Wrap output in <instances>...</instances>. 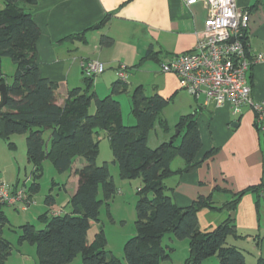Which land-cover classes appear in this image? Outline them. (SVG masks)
I'll return each instance as SVG.
<instances>
[{"label": "trees", "instance_id": "trees-1", "mask_svg": "<svg viewBox=\"0 0 264 264\" xmlns=\"http://www.w3.org/2000/svg\"><path fill=\"white\" fill-rule=\"evenodd\" d=\"M35 4L36 0H0V58L10 59L15 66L11 84H6L0 73V84L5 85L7 93L5 106L0 109V139L13 149L10 138L25 136L26 158L36 180L42 174L44 160L59 174L68 172L76 159H82L84 166L74 172L78 181L67 203L68 212L52 214L55 198L47 195L44 199L47 210L37 218L43 228L37 229L30 223L19 226L17 244L34 246L37 264H70L78 255L81 264H121L119 258L105 250L107 241L101 227L93 242H88V231L91 224L99 223L102 204L108 208L117 192L108 163L96 164L98 131H104L118 178L141 179L136 192L135 234L122 247L126 264H159L170 260L173 250L162 245L165 235L188 241L184 264H202L212 256L217 257L218 264H246L244 254L228 245V239L242 238L233 221L226 220L208 232H202L197 221L198 212L204 209L233 211L244 191L234 194L222 206H215L211 197H199L188 207L179 208L164 184L175 173L170 168L173 159L180 158L185 163L176 174L191 172L198 165L195 161L201 141L195 116L181 117L175 126L177 137L172 135L169 141L151 149L148 135L155 125L169 131L160 117L168 100L157 94L145 96L141 87L133 90L130 96L133 126L123 125L120 105L114 99L127 93L120 81L112 84L108 96L99 99L92 90L93 78L84 77L83 86L71 89L63 104L58 105L57 85L40 76L36 62L40 29L29 12ZM107 21L108 17L101 24ZM67 39L86 42L84 33ZM112 43L109 37L100 40L101 47H111ZM154 57L149 49L140 63ZM258 132L264 141V133L259 129ZM177 138H181L178 145ZM263 185L253 191L259 192ZM38 190L39 185L33 182L28 188V198L31 200ZM99 191L102 199H98ZM4 206L0 204V233L8 224L2 212ZM11 249L10 243L0 237V264H5ZM256 264H264V259L259 258Z\"/></svg>", "mask_w": 264, "mask_h": 264}, {"label": "crops", "instance_id": "crops-1", "mask_svg": "<svg viewBox=\"0 0 264 264\" xmlns=\"http://www.w3.org/2000/svg\"><path fill=\"white\" fill-rule=\"evenodd\" d=\"M236 4L249 14V54L264 57V0H236ZM29 12L40 29L36 43L38 70L42 78L57 85L58 105L63 104L71 89L83 86L80 61L93 60L105 67L102 74L93 78L92 90L97 98L108 96L115 82L120 81L127 88V93L114 96L120 105L123 125H135L134 117L129 116L132 111L128 97L138 87L145 96L157 94L168 100L162 118L168 124L170 116L174 125L168 124L169 131H162L161 143L171 139L170 131L181 117L195 116L201 141L195 161L198 165L191 172L176 174L185 163L180 158L171 161L170 168L175 173L164 181L171 199L179 208L188 207L199 197H211L215 206H222L234 194L244 191L233 211L198 212L199 229L212 231L231 220L242 238H230L228 245L243 254L252 252L256 262L264 259V203L253 191L264 183V141L254 111L243 107L237 115L228 104L217 106L201 95L194 98L180 86L174 74L163 73L160 68L171 58L194 51L207 18L203 4L186 5L182 0H36ZM106 17L108 21L102 25ZM95 26L99 28L94 29ZM80 33L85 34V43L67 39ZM102 37L113 40L111 47L100 46ZM149 49L154 59L140 63ZM121 66L125 68L123 81L116 75ZM247 78L252 101L264 102V61L255 63ZM77 161L80 167H74V172L84 166V161ZM72 195L59 206L55 200L51 213L68 212L67 203ZM100 227L99 223L91 224L89 243Z\"/></svg>", "mask_w": 264, "mask_h": 264}, {"label": "rangeland", "instance_id": "rangeland-1", "mask_svg": "<svg viewBox=\"0 0 264 264\" xmlns=\"http://www.w3.org/2000/svg\"><path fill=\"white\" fill-rule=\"evenodd\" d=\"M0 73L4 77L6 84H11L15 73V66L10 59L5 57L0 58ZM128 101L131 104L130 95ZM91 113H93V107L90 109ZM129 116L133 115L129 113ZM160 117L162 118V112ZM167 117L168 124L174 125V120H171L170 116ZM162 131L158 125H155L149 132L148 146L151 149L159 146L164 141L162 139ZM176 131V129H172L170 135H176ZM45 138H47V135H45ZM98 140L99 155L96 159V164L101 166L103 163H108L110 175L117 187V192L109 202V207L107 208L105 204H102L100 208L99 224L103 229L107 241L105 250L119 258L121 264H126L123 258L122 247L124 242L135 234L136 192L141 185V179L120 180L118 178L117 166L111 163L112 154L106 132L98 131ZM9 142L13 143V149L9 148L8 144L0 139V178L2 179L0 181L13 189H24L27 198L28 188L33 182L39 185V190L31 197L32 203L29 208L23 210L21 209L22 205L19 204L15 207L4 206L2 208L8 224L2 227L0 237L8 241L12 247L11 254L5 261V264H37L35 247L26 243L17 244L18 227L25 223H30L37 229H42L43 225L38 222L37 217L47 209L44 204L45 197L50 194L55 198L56 205L59 206L69 195H72L78 181V177L74 176V167L79 168L80 166L78 165V159H76L68 172L59 174L48 160H44L42 174L36 180L33 177L32 167L27 162L25 136L13 135ZM179 142L180 138L177 139L176 143L178 144ZM28 199L30 200V198ZM98 199H102L100 191ZM162 245L172 248L173 251L170 253V260L160 261L159 264H184L188 257L187 240L179 241L172 235H165ZM249 253L244 254L246 264H255L256 257L252 256L254 255L252 252ZM70 264H81V256L78 255ZM202 264H218V259L216 256H212L205 259Z\"/></svg>", "mask_w": 264, "mask_h": 264}, {"label": "built area", "instance_id": "built-area-1", "mask_svg": "<svg viewBox=\"0 0 264 264\" xmlns=\"http://www.w3.org/2000/svg\"><path fill=\"white\" fill-rule=\"evenodd\" d=\"M186 5L201 3L207 11L202 37L194 51L177 55L161 64L163 73L174 74L180 86L194 98L204 95L217 106L228 104L233 114H240L243 107L255 113V123L264 133V102L254 103L248 83V72L262 55L252 57L248 51L246 33L249 14L241 10L236 0H182ZM80 69L84 77L94 78L105 71L102 63L81 60ZM123 66L116 72L124 80ZM264 203V185L258 192ZM24 189H13L0 181V204L21 209L31 204ZM58 214V213H56Z\"/></svg>", "mask_w": 264, "mask_h": 264}, {"label": "water", "instance_id": "water-1", "mask_svg": "<svg viewBox=\"0 0 264 264\" xmlns=\"http://www.w3.org/2000/svg\"><path fill=\"white\" fill-rule=\"evenodd\" d=\"M98 28L99 26H95L94 29H98ZM6 98H7L6 87L4 84H0V109H2L5 106ZM176 135H178V131H176ZM233 215H234L233 212L230 213V217H232Z\"/></svg>", "mask_w": 264, "mask_h": 264}]
</instances>
